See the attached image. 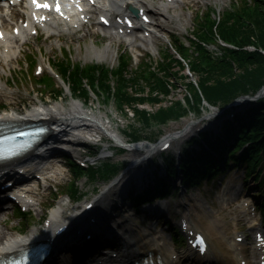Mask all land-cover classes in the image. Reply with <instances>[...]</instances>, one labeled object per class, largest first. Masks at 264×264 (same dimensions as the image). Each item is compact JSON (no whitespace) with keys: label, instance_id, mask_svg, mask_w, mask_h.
<instances>
[{"label":"bare ground","instance_id":"obj_1","mask_svg":"<svg viewBox=\"0 0 264 264\" xmlns=\"http://www.w3.org/2000/svg\"><path fill=\"white\" fill-rule=\"evenodd\" d=\"M153 1L155 0H95V4L90 5H87L83 1L84 3L78 2L77 6L66 4L61 11L51 9L47 12L35 11L30 4H27L24 10L27 16L26 19L23 20L22 23H14L13 25L14 30L18 28L17 32L7 28L8 25L13 23L9 18V13L13 7L8 5H4L3 7L0 6V59L4 63L11 61L17 55L19 47L32 37V31L34 29L38 30L39 27L51 36L54 34L57 36L59 35L61 40L63 38L62 36H64L62 33L70 34L72 37L74 31L81 29L87 31L88 34L86 35L96 37L97 39H95L94 42L97 44H99V40H104V38L109 39V42L105 47H100L99 49H96V51L94 50L95 55H98V59L107 56L111 52L110 46L117 40L120 42L126 40L128 44L135 49L137 46H140V44L137 43L138 41H140V43H148L151 45L161 38V35L158 32L165 30V24L161 23L159 20L145 23L140 21L137 16L133 20L134 23L132 26L128 27L127 25L122 24L120 17L124 18V15H127L129 12L128 5L138 6V4L141 3L150 8L149 3H152ZM185 2L186 0H159L156 2L158 8L156 11L161 12L163 18L170 20L176 16L171 10H173L175 6L184 4ZM45 14H47L46 21L35 19V16L38 18ZM102 16H107L108 20H110V24L102 23ZM24 21L25 25L23 24ZM91 24H95L101 30L106 31L104 34L105 37L103 38L96 35V32L91 28ZM4 85L5 84L0 81V91L3 92L4 95H8L10 91H8ZM29 116H35L37 118L48 117L50 118L48 123L53 125L54 128L47 135V144L42 145L35 154L28 153L26 157L23 158V162L26 164L20 165L21 163L19 164V160L3 163V175L6 176L7 174H12V177L9 178V180L12 179L14 181L15 178L22 176V178L18 180L19 184L12 189L11 198H14L25 208L31 207L37 203L40 205L41 201L35 198V193L39 194V185L51 182L61 174V170L58 167H55L58 162L54 160L63 152L61 149L62 140L66 139L68 143H71L69 144L70 147L73 148V150H77V147H74L72 139L80 138L82 132L84 131L85 133L86 130L91 134L94 132H101L104 134L109 133L114 138L116 144H120L121 141H124L119 133L110 127L106 121H101V118L98 116L84 110L81 108L80 104L74 100H69L67 103L63 101H55L54 103L48 104L38 103L35 104L34 107L27 108L26 111L14 108L1 110L0 123L19 121ZM195 132L196 131H194V133ZM141 145V143H137L135 148L138 149L139 147H142ZM143 147L144 151L139 156L136 155L135 159H132L133 164H135V166L132 167L133 170H129L130 167L127 168L119 178V182L123 184H118L117 182V184L111 186L112 189L110 188L109 191H104L102 193V200H105V205H94L92 207L93 212L100 211L99 219L102 218L103 220H106V223L109 218L111 220L115 219V217L109 214V212L111 211L110 208H112L111 205L116 201V193L118 192L117 188L121 187L126 182H129L131 176H134L131 179L133 180L141 175V169L137 168L141 165L138 158L146 156V152L150 149L147 144H144ZM128 149L134 151L133 147H129ZM18 164L21 167H24L21 171H18V167H16ZM239 194L240 192L236 190L235 196L233 194L228 196V198L238 197ZM123 197H120V200L124 199L121 204L122 206H124L125 202V198ZM14 199L9 200L12 202ZM88 202L89 201L80 207H73L69 205L70 203L67 199H60L56 205L50 209L49 216L44 224V228L46 229L41 230L40 233L37 230H33L26 235H6L2 237L5 234V230L0 226V256L22 250L32 240L49 236L51 229L55 230L59 226H64L66 222H73L69 225V230H74L75 228L73 224L75 219H77L75 224L86 221L82 226L87 230H93V228H95L94 226H91L93 222L89 221V219L86 220V217L83 216L85 213H82L84 209L81 210V208L86 207ZM229 203L230 202H228L227 205ZM250 203V200L247 201V204H244L243 206L241 205V209H239V205H237L235 207L237 212L231 218L228 217V214L231 213L230 210H228L227 213H224L227 205L221 206L217 209L219 215H214V213L208 210L205 206L199 207L204 219L196 212H187V208L180 211L181 217L179 218V222L184 224L185 228L188 226L189 230H193V232L201 231L206 235L208 247L203 255L196 252L193 248L186 247L178 251L174 249V247L172 248V244L169 241L166 232L155 230L151 226H141L139 222H136L135 219L132 218L133 213L130 208H128L129 212L124 208L120 209V216L116 219L117 221L113 220V227H118L119 229L122 228L121 230H118V232L122 234V237H127V243L130 242L128 240L131 239L132 243H129L127 248L130 255L134 257L137 255L138 257H153L155 261L159 262V264H186L187 260L197 261V264H264V229L259 226L254 217L249 215ZM151 204L152 202H148L144 207L152 208ZM67 207H71L72 209L67 211ZM176 207L180 208V205L178 204ZM156 209H158L157 206L154 207V210ZM167 210L170 211V208L168 207ZM242 212L246 218H249L247 229L244 232H242L244 225L239 224V221L242 220ZM90 215L91 213L86 214L88 217ZM209 215L213 216L209 217ZM197 220H206V226L198 223ZM107 226L108 225L102 226V228L100 227V230L97 229L96 232L88 231L87 233H95L96 237H100L105 234ZM229 226H233L235 232L226 235ZM126 228L127 231H125ZM109 232V236L117 237L118 235L117 231H110L109 229ZM63 234L64 232H59L58 234L49 237L53 243L50 253L55 254L53 256L58 257V259H61L64 248H68L71 245L76 246V242H80L78 241V238H83L81 235L82 233H77L76 236L60 242V237ZM240 236H242V238H240ZM66 243L67 245H65ZM246 249L251 250V253L255 257L254 259H249L247 257L249 255H246ZM181 259H183V261H181ZM42 264H45V262H42ZM54 264H60V260H57Z\"/></svg>","mask_w":264,"mask_h":264},{"label":"rangeland","instance_id":"obj_2","mask_svg":"<svg viewBox=\"0 0 264 264\" xmlns=\"http://www.w3.org/2000/svg\"><path fill=\"white\" fill-rule=\"evenodd\" d=\"M232 1L233 0H186L184 4L175 6L173 10L170 9L172 13L176 14V16L173 19L171 18L172 20H165L167 27L165 30L158 32L161 35V38L153 44L150 45L148 43H140V41H138L137 43L140 44V46H137L135 49L133 46H130L126 40H123L122 42L117 40L110 46L111 52L102 59H98V55H95L94 50L96 51V49H99L100 47H105L108 44L109 39L104 38L106 31L101 30L95 24H91V28L96 32V35L104 38V40H99V44L94 42V40L97 39L96 37L86 35L88 33L85 29L74 31L72 37L70 34L68 35L66 33H62L64 35L62 36V40L59 35L49 36L46 32H40L38 35L32 34V37L19 47L17 55L11 61H5L6 63H4L0 59V81L5 84V88L10 91L8 95H4L3 92L0 91V110H9L14 108L25 111L27 108L38 104L41 101L40 99H43L45 103H54L55 101L62 102V100L66 102L69 100L71 98L70 95L72 94L71 91L73 90L72 83L69 78L64 76L68 82V84H66L62 78L55 74V70L58 71L56 63L62 59L81 65L93 63L100 64L115 71L122 66V60L125 59L129 64L128 69L136 71L145 61L149 62V64H153L151 67L154 68L155 65L157 66L159 62H162V60L168 56V53L172 54L174 57H179V53L173 46L174 43L184 41L187 45L189 44L186 38L189 36H195L197 29L196 23L199 18H203L201 14H205V12L211 7H216L222 13L225 9L231 7L230 4ZM24 9L25 6L17 7L15 9L16 12H18L16 16L12 14L13 11L9 13L10 20L13 22L7 26L9 30H13L12 26L14 23L21 22V17L24 16L22 13ZM189 53L192 52L189 51ZM189 59L191 58L189 57ZM40 65L44 68L42 73L37 72V68ZM171 66L174 73L178 72V77L176 78L177 86L172 88L170 96L161 97L166 100L163 102V105H170L180 99H187V97L192 98V94L190 92L191 89L187 83L190 78L192 80L198 79L195 72H190V70L186 69L184 66L179 67V64L176 62H173ZM46 75L51 76L49 84L43 83L44 81L42 79ZM113 84L115 85V82ZM86 88H88V85H86ZM56 89L61 90L60 97L58 99L54 98ZM147 93L148 89L146 90V94ZM262 93L264 95V91ZM88 94L89 98L87 100V110H92L97 115H102L106 123L110 121L111 127L126 140H131L129 139L130 133L128 134V132L133 131V129L136 128L138 132L140 131L143 134V137L144 134H147V137H150L151 140H155L156 142L162 135L182 128L189 122L195 120L201 122L203 121V116H208L211 112L217 111L216 107H213L208 111L204 109L202 115L198 117L199 119H196V116L191 113L182 120L169 122L162 125L160 128H152V125H149L147 128V126L143 127L142 122L139 120V117L136 115L137 113L133 107L120 106L117 100L108 98V95H105L100 91L98 92V95L91 91ZM73 95L83 101L87 99V97L80 93H73ZM144 106H141L142 109L154 112L160 107V104L157 102H149ZM145 128L147 130H144ZM98 133L103 135V133ZM94 138L95 140H98V137ZM102 138V146L99 144L82 145L81 143H77L74 144V146L78 147L79 151L72 150L71 153L75 158L84 163L92 162L93 164H100L103 160V157L100 156L105 154L108 155L106 160H111L112 162L119 164L125 161H130L132 157L141 152L140 149L134 151L119 150V147H114V144L111 143L109 138H106V136ZM78 139L79 138L74 140ZM189 144L190 139L186 141L183 148ZM100 148L103 149V152H101L100 155L98 154L95 157L90 155L93 152H97ZM164 155L165 153L159 154V156ZM58 158L59 162L55 167H58L61 170V174L54 178L55 180L47 182L44 185H39V194L35 193V198L41 201L40 205L37 203L28 207V209L21 208L20 211L24 213V215H21L19 218L15 215L17 212L13 214V210L11 209H8L6 213L0 214V226H2L5 230V234L2 237L6 235H26L36 229L40 233L42 222L49 215L50 209L53 208V206L56 205L60 199H67L70 203L69 205L73 204L70 199L72 187L78 185V189L80 190L82 196H80L81 198L78 199V202L74 203V206H81L82 200L92 197L97 191L96 188H101L107 182V180H105L106 177H104L105 175L91 177L90 174H88V171H83L81 173L76 172V170L72 167V164L67 162L65 156L58 155ZM87 159L90 161H87ZM157 161V158H154L153 160L151 159L150 162L148 161L149 164H147V162L146 165L153 167ZM159 162L160 167L163 168L161 159ZM82 168L85 169L86 167L82 166ZM230 170L225 172L224 177L219 174L210 182L206 179L200 183L187 185V191H184V193L180 194L177 190L165 199L171 200L172 203L177 200L180 208L184 210L187 208V212H196L200 216H202V213L199 207L205 206L208 210L214 213V215H219L217 209L230 202L224 213H227V211L230 210L231 213L228 214V217L231 218L237 212L235 207L247 196L249 197L251 194L257 193V195H261V197L264 198V181L257 182V180L250 181L249 179V184L244 185V182H241L243 179L241 175L243 168L240 170L236 168ZM255 182H257V186H254L256 185L254 184ZM238 184L242 187V193L238 197L228 198V196L233 195V191H235L232 185ZM182 202L187 204H180ZM71 209V207H67V211ZM212 216L209 215V217ZM169 217L173 221L174 216L172 213H170ZM139 218L137 216L135 217V219L139 221L142 226L150 225L155 229L162 228V224L156 223L158 221L155 219L146 220V218H141L140 216ZM176 218H178V216H176ZM258 219H261V215ZM201 221L197 220L198 223L206 226V220ZM239 224H244V221L240 220ZM25 227H28L29 229L26 232H23L25 231ZM171 228L177 230L176 225L171 224ZM246 228L247 225L245 224L242 231L244 232ZM233 231L234 228L229 226V228H227L226 235L232 233ZM178 235L181 236L180 234ZM179 239L181 240V243H178L177 247L179 249L186 247L185 241L180 237Z\"/></svg>","mask_w":264,"mask_h":264},{"label":"trees","instance_id":"obj_3","mask_svg":"<svg viewBox=\"0 0 264 264\" xmlns=\"http://www.w3.org/2000/svg\"><path fill=\"white\" fill-rule=\"evenodd\" d=\"M202 17L196 23L195 36L187 38L189 46L180 42L173 45L176 51L185 57L191 71L198 76L197 80L190 78L187 83L191 89L192 98L180 99L175 101V104L163 105L166 100L161 97L170 96L172 88L177 86L178 72L174 73L172 63H178L179 67H185V64L180 58L174 57L170 53L154 68L151 67L153 64L145 61L136 71L128 69L129 64L125 59L122 60V66L116 71L100 64L81 65L65 59L59 60L56 65L59 71L69 78L75 93L87 97L89 89L86 88V85H88L97 93L100 91L108 95V98L117 100L120 106L133 107L143 127L147 126V128L149 125H161L171 119H176L186 113L189 108L200 109V105H205L204 100L216 105L228 103L240 94L256 92L264 85V53L259 50H264V0L233 2L231 9H226L222 14H217L216 9L211 8ZM217 37L233 44L235 48L219 44ZM251 44L256 47L255 50L246 48ZM209 46H216L219 53L215 54V51L211 50ZM50 79L51 76L46 75L42 80L43 83L49 84ZM147 89L148 93L146 94ZM60 93L61 90L56 89L54 97H59ZM149 102H157L160 107L154 112L142 109L141 106ZM256 108L262 110V113H254L255 117L259 115L260 120L250 119L249 113L246 117L253 127L242 123L240 126L242 131L238 130L239 135L237 134L240 140L252 139V144L246 150L249 155L245 156L251 168L253 161L251 157L249 158L250 154L255 159L257 149L264 144V99L258 102ZM224 126L225 130L218 135L201 134L204 141L217 151L222 150L221 143L225 142V134L231 132L230 135L235 137L236 129L233 122L227 121ZM129 133L132 139L143 137V134L136 128ZM200 144L203 148L202 151L194 152V154L196 158L203 160L206 167H204V171H201L196 163L190 166L192 159L183 157L181 167L186 177H193L188 166L192 167L198 176L208 175L210 177L215 171L220 170L218 165H214L213 157H211L212 159L208 158L209 155L212 156L211 149H208L204 143ZM233 158L238 160L236 156ZM69 160L76 172L88 171L91 177L110 175L118 170V165L110 160L103 161L99 166H90L87 170L74 163L72 159ZM171 160L173 159L171 158ZM171 160L166 156L164 158L168 174L175 170ZM166 176L167 174H163V177L157 176V178L164 183ZM71 195H79L77 185L72 187ZM16 212L17 216L24 215L20 210ZM27 228L25 227V230Z\"/></svg>","mask_w":264,"mask_h":264},{"label":"snow or ice","instance_id":"obj_4","mask_svg":"<svg viewBox=\"0 0 264 264\" xmlns=\"http://www.w3.org/2000/svg\"><path fill=\"white\" fill-rule=\"evenodd\" d=\"M32 2H33L34 4H36L37 7H44V8H51V7H52V5H50V4H48V3L40 4L39 0H32ZM55 7H56V10H57V11H61V5H60V3H59V0H57V3H56V5H55ZM201 239H202V238H201Z\"/></svg>","mask_w":264,"mask_h":264},{"label":"water","instance_id":"obj_5","mask_svg":"<svg viewBox=\"0 0 264 264\" xmlns=\"http://www.w3.org/2000/svg\"><path fill=\"white\" fill-rule=\"evenodd\" d=\"M244 97H246V95H245V96L243 95L242 97H239V99L244 98ZM204 101H207V100H204ZM208 103H209V102H208ZM128 145H129V146H133V145H135V144H131V143H130V144H128Z\"/></svg>","mask_w":264,"mask_h":264}]
</instances>
